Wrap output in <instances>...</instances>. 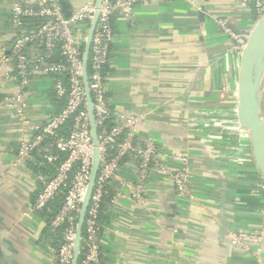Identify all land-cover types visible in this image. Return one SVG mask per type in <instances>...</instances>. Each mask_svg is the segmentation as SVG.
I'll use <instances>...</instances> for the list:
<instances>
[{
    "label": "crops",
    "instance_id": "obj_1",
    "mask_svg": "<svg viewBox=\"0 0 264 264\" xmlns=\"http://www.w3.org/2000/svg\"><path fill=\"white\" fill-rule=\"evenodd\" d=\"M89 1L68 3L76 8ZM17 3L28 0H0V43L9 55L19 32L40 22L26 19L22 29L15 27ZM219 17L249 35L259 21L253 2L232 0H149L136 4L130 17L121 11L114 17L108 100L145 118L139 136L157 142L159 163L182 168L185 163L172 156L182 154L193 177L191 196L181 198L171 176L153 164L138 202L115 198L123 183L138 181L134 161L121 168L103 204V264H264L263 180L250 133L238 119L243 51L220 28ZM29 55L36 57V50ZM13 64L0 62V256L7 254L8 264H58L61 231L49 226L54 207L31 211L42 188L39 175L51 176L54 168L36 155L16 162L23 124L1 104L19 89L16 75H6ZM54 83L52 74L31 77L25 95L33 120L46 122L64 108ZM262 106L264 114V86ZM226 222L228 232L261 231L262 243L250 251L233 246L221 234Z\"/></svg>",
    "mask_w": 264,
    "mask_h": 264
},
{
    "label": "built area",
    "instance_id": "obj_2",
    "mask_svg": "<svg viewBox=\"0 0 264 264\" xmlns=\"http://www.w3.org/2000/svg\"><path fill=\"white\" fill-rule=\"evenodd\" d=\"M68 0H28L12 7V24L21 28L26 19H38L26 31H20L13 42L10 55L0 43V62L14 61L7 77L16 75L19 89L4 95L1 104L14 111L23 124L21 139L16 151V162L22 163L38 156L54 168L53 175H39L42 188L31 206L32 212L49 211L55 200L58 209L49 220L52 230L62 229L63 240L58 250V264H73L75 245L82 203L88 190L93 169L95 144L91 130L88 100L84 82L83 52L87 33L95 12L96 0L79 7L67 8ZM149 0H102L99 18L94 30L88 61V85L92 96L95 123L98 131L100 165L86 212L81 241L83 264H103L101 250V215L109 183L118 171L134 161L138 181L123 183L124 189L117 197H131L143 202V192L152 165L168 173L181 198L190 197L193 173L182 154L172 155L185 163L182 168H169L156 157L160 149L149 137L139 136V127L145 123L142 115L111 106L107 97L106 67L115 36L114 17L121 11L131 16L133 7ZM197 4L201 0H187ZM244 5L254 3L257 20L264 16V0H232ZM69 4V3H68ZM220 28L230 37L235 49L243 51L249 34L235 30L227 18H218ZM22 29V28H21ZM35 49L36 57L29 55ZM43 72L55 76V94L65 99L64 108L46 122L33 120L27 113L28 100L25 89L34 73ZM66 78V81L64 80ZM70 123L67 135H61ZM54 148L57 149L53 152ZM262 189L264 190V177ZM231 244L243 251L263 241L261 231L234 230L227 234Z\"/></svg>",
    "mask_w": 264,
    "mask_h": 264
},
{
    "label": "water",
    "instance_id": "obj_3",
    "mask_svg": "<svg viewBox=\"0 0 264 264\" xmlns=\"http://www.w3.org/2000/svg\"><path fill=\"white\" fill-rule=\"evenodd\" d=\"M102 0H96L97 11L95 12L90 29L85 41L83 62H84V82L88 100V110L91 120V130L95 144V156L90 183L87 193L82 203L80 211L75 254L73 264H79L81 256V241L83 235L84 222L87 208L89 206L92 191L95 185L96 176L100 165V152L98 149V131L95 123L92 96L88 85V61L94 30L99 18V9ZM64 12L68 14L67 1L63 3ZM264 86V16L257 22L254 30L248 38L247 46L243 50L242 65L240 71L239 84V105L238 119L242 127L246 128L251 136L252 151L255 163L264 177V114L262 106V90ZM229 225L223 223L221 234H228ZM59 260V258H58ZM7 254L0 256V264H8Z\"/></svg>",
    "mask_w": 264,
    "mask_h": 264
},
{
    "label": "trees",
    "instance_id": "obj_4",
    "mask_svg": "<svg viewBox=\"0 0 264 264\" xmlns=\"http://www.w3.org/2000/svg\"><path fill=\"white\" fill-rule=\"evenodd\" d=\"M69 128H70V123L65 125L64 129L61 131V135H67ZM59 204H60V200H55L51 205H52V207H54V210L56 211L59 207ZM52 216H53V213L51 212L49 215V218H52ZM62 229L63 228H61L60 231H62ZM61 240H63L62 232H61ZM80 261H81V258H80L79 262Z\"/></svg>",
    "mask_w": 264,
    "mask_h": 264
},
{
    "label": "rangeland",
    "instance_id": "obj_5",
    "mask_svg": "<svg viewBox=\"0 0 264 264\" xmlns=\"http://www.w3.org/2000/svg\"><path fill=\"white\" fill-rule=\"evenodd\" d=\"M225 88H227V84L225 85ZM27 161V160H26ZM25 162V161H24ZM40 182V181H39ZM41 183V182H40Z\"/></svg>",
    "mask_w": 264,
    "mask_h": 264
}]
</instances>
